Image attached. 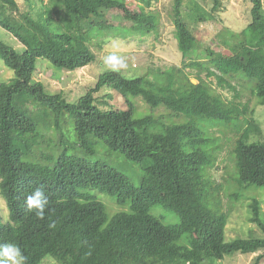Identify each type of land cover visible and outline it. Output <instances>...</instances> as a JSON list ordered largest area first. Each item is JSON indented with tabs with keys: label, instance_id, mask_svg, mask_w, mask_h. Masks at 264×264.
Returning a JSON list of instances; mask_svg holds the SVG:
<instances>
[{
	"label": "trees",
	"instance_id": "trees-1",
	"mask_svg": "<svg viewBox=\"0 0 264 264\" xmlns=\"http://www.w3.org/2000/svg\"><path fill=\"white\" fill-rule=\"evenodd\" d=\"M34 1L39 7L25 12L18 0H0V26L24 45L17 50L0 40V56L15 74L0 83V195L8 208L5 221L0 207V243H17L27 264H40L47 256L60 264H209V258L223 260L237 252H258L249 264L263 263L264 237L226 240L227 216L208 204L212 184L203 169L215 160L196 146L206 140L199 138L202 132L196 123L166 124L153 114L135 117L131 102L125 108L110 106L112 91H117L142 97L153 107H165L172 116L235 121L239 128L248 122L233 149L236 180L242 188L264 186V141L251 140L262 133L260 123L247 105L227 102L201 77L206 70L207 78L214 76L222 85L226 76L243 73L255 79L253 90L258 104L264 105L263 0H246L251 3V22L238 32L231 53L208 47L206 60L188 64L200 67L197 83L182 75L180 68L159 72L162 82L105 71L75 101L36 79L37 59L47 58L67 71L77 70L95 60L89 45L92 28L105 35L117 30L123 36L129 35V29L158 31L159 15L153 9L135 10L126 0ZM139 1L151 6L154 0ZM213 4L211 11L193 6L198 22L215 19L222 3L213 0ZM112 10L121 11L131 25L122 27L109 18L107 13ZM174 23L179 50L186 55L198 38L183 17L180 0L174 7ZM106 87L109 90L102 91ZM74 136L75 146L88 156L97 153L101 141L127 159L148 160L141 183L136 185L99 160L92 163L66 151L45 153L50 147L67 148V137ZM190 146L193 149L188 151ZM45 158L52 162L42 161ZM40 186L49 198L43 219L29 212L24 203L26 195ZM88 189L112 195L117 204L129 205V210L110 215ZM154 204L176 212L179 222L166 223L153 214L150 207ZM249 208L251 221L264 231L261 201L252 199ZM53 223L55 227H49ZM184 234L188 235L186 246L178 244Z\"/></svg>",
	"mask_w": 264,
	"mask_h": 264
},
{
	"label": "rangeland",
	"instance_id": "rangeland-1",
	"mask_svg": "<svg viewBox=\"0 0 264 264\" xmlns=\"http://www.w3.org/2000/svg\"><path fill=\"white\" fill-rule=\"evenodd\" d=\"M131 8L138 10L139 8L146 12L153 9L160 18L158 31L140 32L138 30L129 29L130 33L123 36L117 30L112 34L105 35L106 32L101 29L92 28L90 30L89 45L95 53V60L90 65L79 68L74 71H67L56 67L47 58H38L36 61V70L34 76L38 80H42L44 84L49 85L53 91H64L66 98L70 101L77 100L81 95L85 94L90 87H93L98 80L100 74L106 70L102 67L101 58L108 54L112 49L109 47L112 39H119L125 45L123 54L127 58L128 68L122 70L128 78L145 76L156 82H162L161 71H173L180 68L181 74L189 78L196 79L199 74V65H188L193 60H206L209 56L206 48L211 47L216 52L231 53V47L238 41L237 34L251 22V3L246 0H221V7L215 13V19L207 22H198L194 16L193 6L199 4L207 11H211L213 0H180L183 17L190 24L194 33L198 38V43L194 49L186 55L179 50L178 40L176 37V28L174 23V7L176 0H154L151 6L143 5L139 0H126ZM20 9L25 12H32L31 8L39 7L38 1L34 0H18ZM264 5V0H263ZM107 16L115 20L120 26H130L116 10L109 11ZM16 18L19 15H15ZM55 28L56 25L54 24ZM120 27V29H122ZM0 40L14 46L17 50H23L24 45L16 36L6 28L0 26ZM186 65V66H184ZM55 71L57 74L53 73ZM61 76V77H60ZM15 74L0 56V83L10 81ZM201 77L209 84L212 91L221 95L227 102L235 101L236 104L247 105L250 112L254 113V117L258 120L262 127V133L253 135L252 141H264V105L258 104L253 85L255 79L238 73L235 76H226V81L220 85L218 80L213 76L207 78L206 70L201 72ZM59 78V79H58ZM50 81V84H49ZM198 82V80L196 79ZM109 90L107 87L102 91ZM113 99L110 106L125 108L128 102L135 107V117L153 114L160 118L166 124H174L192 120L201 130L199 138L206 139L204 142L196 144L197 147L204 149L215 160L211 166H205L204 174L209 178L212 187L208 190V204L210 208L227 216V225L225 228L226 240L247 237H264V231L251 221V212L249 204L252 199L257 198L261 201L262 217L264 219V186L251 185L242 188L237 183V167L234 161L233 149L237 138L248 127V122L237 127L235 121L226 122L220 120H211L201 116L173 115L165 107H153L148 104L142 97L132 95L123 96L117 91H112ZM248 113L247 118L250 121L252 113ZM67 133L73 137V131L67 128ZM67 137L69 146H62L59 150L50 147L45 153H54L66 151L68 154H77L87 158L92 163L96 160L107 163L109 167L124 173L139 185L141 178L146 170L145 166L148 160L144 162H136L127 159L118 152L110 151L101 141L97 143V153L88 156L75 146L74 138ZM188 151L193 147H186ZM44 162L51 163L48 158L42 159ZM106 205L110 215L122 210H129V205L121 206L117 204L115 198L96 189H88ZM0 207L4 215L5 221L8 219V210L4 198L0 195ZM153 214L161 217L166 223L174 224L179 222V216L173 210L167 209L161 205L154 204L150 207ZM187 234H184L178 244L188 245ZM260 253V252H259ZM256 253H233L225 256L223 260H211L209 264H249ZM206 263V262H205ZM40 264H60L53 256L45 257ZM261 264H264L261 263Z\"/></svg>",
	"mask_w": 264,
	"mask_h": 264
},
{
	"label": "clouds",
	"instance_id": "clouds-1",
	"mask_svg": "<svg viewBox=\"0 0 264 264\" xmlns=\"http://www.w3.org/2000/svg\"><path fill=\"white\" fill-rule=\"evenodd\" d=\"M109 47L112 50L101 58L102 67L106 71L119 74L128 68L127 58L123 54L126 50L125 45L119 39H112ZM24 203L29 212H35L37 218L43 219L45 209L49 204L45 188L35 187L30 194L26 195ZM49 227L54 228L55 224L53 223ZM0 264H27V257L17 243H0Z\"/></svg>",
	"mask_w": 264,
	"mask_h": 264
},
{
	"label": "water",
	"instance_id": "water-1",
	"mask_svg": "<svg viewBox=\"0 0 264 264\" xmlns=\"http://www.w3.org/2000/svg\"><path fill=\"white\" fill-rule=\"evenodd\" d=\"M192 81H193L194 83H197L196 79H192Z\"/></svg>",
	"mask_w": 264,
	"mask_h": 264
}]
</instances>
